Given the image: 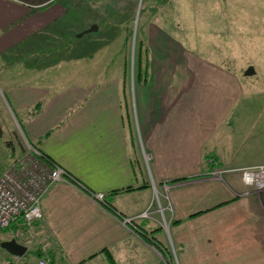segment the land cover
<instances>
[{
  "label": "crops",
  "instance_id": "obj_1",
  "mask_svg": "<svg viewBox=\"0 0 264 264\" xmlns=\"http://www.w3.org/2000/svg\"><path fill=\"white\" fill-rule=\"evenodd\" d=\"M76 1L0 0V74L22 76L1 82L24 135L108 203L101 207L67 182L49 188L34 223L49 264H170L168 247L177 264H221L242 252L245 264H264L263 197L244 195L237 174L264 156L225 146L243 95L232 70L160 28L149 30L147 66L132 74L130 88L125 62L111 50L104 68L87 69V80L74 70L64 81L61 68L47 74L27 61L15 70L14 60L41 52L37 44L61 41L71 19L78 26ZM211 169L226 172L209 177ZM146 210L148 217L138 216ZM157 241L162 248L150 244Z\"/></svg>",
  "mask_w": 264,
  "mask_h": 264
},
{
  "label": "rangeland",
  "instance_id": "obj_2",
  "mask_svg": "<svg viewBox=\"0 0 264 264\" xmlns=\"http://www.w3.org/2000/svg\"><path fill=\"white\" fill-rule=\"evenodd\" d=\"M26 1L32 3L35 0ZM45 1L50 0H37L38 3ZM61 1L66 3L71 0ZM91 2L93 8L89 4ZM71 11L72 16L75 13L79 19L78 26L71 19L69 26L61 32V41L57 39L56 43L49 41L37 44L41 52L31 59L14 60L12 65L15 70L27 61L42 70H48L47 74L50 69L61 68L64 81L75 78L74 70L79 72L80 80H87L89 74L93 73L90 70L87 74V69L104 68L107 63L104 58L111 50L120 53L124 60L127 67L126 85L130 88L134 83L132 74L146 64L147 58L143 51L151 50L147 34L149 30L153 33L160 28L162 33H170V37L188 51L206 55L239 77L242 84L240 95H243L233 111L234 117L238 119L226 131L231 139L225 146L233 149L234 154H248L250 159L264 156V0H77L74 12L73 5ZM93 25H99L98 31L85 33ZM115 36L117 43H112ZM139 49L142 52L141 67L137 57ZM248 66H252L254 72L246 76L244 71ZM1 77L21 79L22 76H6L5 70L0 74V176H9L13 181L11 187L19 196H24L34 191L30 181L46 180L50 168L35 153V147L24 135L20 116L12 110L5 97ZM35 107L32 106L31 110L37 109ZM249 167L237 173L241 180L242 170ZM214 171L217 170L211 169L208 176H213L211 173ZM251 191L257 193L256 189L247 187L244 195H250ZM262 191L258 194L263 198L258 199L264 205ZM23 232L17 226L0 231V245L7 239H16L27 248L24 257L37 264L41 256L49 253L42 250L37 233L25 236ZM140 235L148 239L142 231ZM153 243H160L150 242L160 249ZM168 248L170 264H177L174 249ZM37 250H40L41 256L36 255ZM5 252L0 246V258L6 256ZM240 254L221 264L250 262L246 252Z\"/></svg>",
  "mask_w": 264,
  "mask_h": 264
},
{
  "label": "built area",
  "instance_id": "obj_3",
  "mask_svg": "<svg viewBox=\"0 0 264 264\" xmlns=\"http://www.w3.org/2000/svg\"><path fill=\"white\" fill-rule=\"evenodd\" d=\"M34 150L35 153L49 166V175L44 181L40 180L36 182V180H31L30 185L34 187V191L27 193L24 196H19L14 188L11 187L13 181L9 176L4 174L0 176V231L17 220H21L23 227L21 230L25 231L22 235H34V233H36L34 223L42 217L41 200L49 188L56 182H67L82 191L101 207H108L104 193L90 190L58 164L52 163L47 157L42 156L36 148ZM216 170L217 171L212 172V175L217 178H221L223 173L226 172V170L223 169ZM242 181L247 187L253 188V190L263 188L264 165L250 166L249 168L243 169ZM262 192H264V190ZM138 216L148 217L149 212L146 210ZM123 220L126 221V223L131 224L133 218H125ZM25 255L26 254L15 256L6 252V256L0 258V264H25L23 260ZM49 261V259L41 257L37 261V264H48Z\"/></svg>",
  "mask_w": 264,
  "mask_h": 264
},
{
  "label": "water",
  "instance_id": "obj_4",
  "mask_svg": "<svg viewBox=\"0 0 264 264\" xmlns=\"http://www.w3.org/2000/svg\"><path fill=\"white\" fill-rule=\"evenodd\" d=\"M97 29L96 25L91 26L88 28L86 32L95 31ZM80 36V35H79ZM254 69L252 66H248L247 69L244 71V75L248 76L253 74ZM1 248L4 249L9 254L15 255V256H22L26 253L27 248L23 244L16 241V239L12 238L6 241H3L1 243Z\"/></svg>",
  "mask_w": 264,
  "mask_h": 264
},
{
  "label": "trees",
  "instance_id": "obj_5",
  "mask_svg": "<svg viewBox=\"0 0 264 264\" xmlns=\"http://www.w3.org/2000/svg\"><path fill=\"white\" fill-rule=\"evenodd\" d=\"M141 42V41H140ZM140 48H141V46H140ZM141 55H142V52L140 51V49H139V52H138V59L140 60V64H141ZM142 66V64L139 66V67H141ZM144 66V65H143ZM145 66H147V61H146V64H145ZM144 66V67H145ZM138 67V68H139ZM143 67V69H145ZM136 72H138V69H136ZM10 226H12V227H15V226H17V227H20V229H22V224H21V220H17L16 222H14V223H12V224H10L8 227H10ZM7 227V228H8ZM7 228H5V229H7ZM4 230V229H3ZM158 242V241H157ZM158 243H160V242H158ZM156 247H158V248H161L162 247V245L161 244H157V243H153ZM36 253V255H38V256H41L42 255V253L40 252V250H37V252H35ZM41 257H44L45 259H48V254L46 255V256H41ZM24 262H25V264H36L35 262H31L29 259H27L26 257H24ZM49 264V263H48Z\"/></svg>",
  "mask_w": 264,
  "mask_h": 264
},
{
  "label": "bare ground",
  "instance_id": "obj_6",
  "mask_svg": "<svg viewBox=\"0 0 264 264\" xmlns=\"http://www.w3.org/2000/svg\"><path fill=\"white\" fill-rule=\"evenodd\" d=\"M260 190H264V187H263V188H261V189H259V190H257V193H258V192H260Z\"/></svg>",
  "mask_w": 264,
  "mask_h": 264
}]
</instances>
